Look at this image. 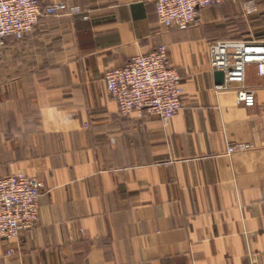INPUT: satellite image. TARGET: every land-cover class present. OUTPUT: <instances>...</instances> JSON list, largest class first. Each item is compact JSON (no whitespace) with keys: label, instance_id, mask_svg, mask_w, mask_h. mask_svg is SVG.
<instances>
[{"label":"crops","instance_id":"crops-1","mask_svg":"<svg viewBox=\"0 0 264 264\" xmlns=\"http://www.w3.org/2000/svg\"><path fill=\"white\" fill-rule=\"evenodd\" d=\"M67 1L81 11L0 45V177L46 185L39 222L0 240V264H264V75L247 67L245 106L241 85L216 83L208 48L226 21L243 28L244 1L186 30L164 27L154 0ZM248 4L263 23L264 0ZM160 45L183 108L123 115L106 72Z\"/></svg>","mask_w":264,"mask_h":264},{"label":"built area","instance_id":"built-area-1","mask_svg":"<svg viewBox=\"0 0 264 264\" xmlns=\"http://www.w3.org/2000/svg\"><path fill=\"white\" fill-rule=\"evenodd\" d=\"M159 22L166 28L188 29L209 7L239 0H154ZM65 11L80 12L67 0H0V45L7 37L22 40L40 18ZM213 69L223 71L226 83L241 85L236 89L238 102L256 104L255 91L246 88V70L255 64L264 75V40L226 39L209 42ZM168 49L160 45L153 51L135 56L125 65L105 74L110 96L123 115L145 112L161 119L175 117L183 108L186 88L178 69L168 64ZM247 143L229 145L228 152L244 151ZM41 179L17 172L0 177V240L33 229L40 220V200L45 192Z\"/></svg>","mask_w":264,"mask_h":264},{"label":"rangeland","instance_id":"rangeland-1","mask_svg":"<svg viewBox=\"0 0 264 264\" xmlns=\"http://www.w3.org/2000/svg\"><path fill=\"white\" fill-rule=\"evenodd\" d=\"M242 1H244L243 2L244 7H245L244 11H245V16H247L246 18L248 21H245L244 24H241L243 26V28L240 27L239 30H234V31H231V29L229 28V27H233L232 22H234V19H230V20L226 21L227 22V24L225 25V28H226L225 36L226 37L224 39L236 38V39L264 40V39L257 38V36L264 35V30H262L264 28H257L259 26L264 25V22L260 23V22H255L254 20H250L248 18V16L252 14V11L254 9H253V7H249L248 0H242ZM239 3H241V0L236 1V2H227L226 4H228V5L229 4H231V5L232 4H235V5L238 4L239 5ZM239 20H240V18H239ZM262 21H264V20H262ZM230 36H232V37H230Z\"/></svg>","mask_w":264,"mask_h":264},{"label":"water","instance_id":"water-1","mask_svg":"<svg viewBox=\"0 0 264 264\" xmlns=\"http://www.w3.org/2000/svg\"><path fill=\"white\" fill-rule=\"evenodd\" d=\"M215 79L218 85H223L225 83V74L223 71H215Z\"/></svg>","mask_w":264,"mask_h":264},{"label":"trees","instance_id":"trees-1","mask_svg":"<svg viewBox=\"0 0 264 264\" xmlns=\"http://www.w3.org/2000/svg\"><path fill=\"white\" fill-rule=\"evenodd\" d=\"M235 39V38H234Z\"/></svg>","mask_w":264,"mask_h":264}]
</instances>
